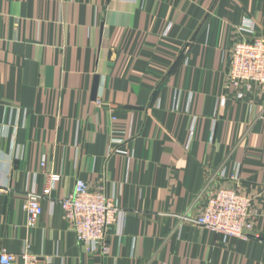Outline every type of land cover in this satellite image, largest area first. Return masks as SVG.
Returning <instances> with one entry per match:
<instances>
[{
  "label": "crops",
  "instance_id": "crops-1",
  "mask_svg": "<svg viewBox=\"0 0 264 264\" xmlns=\"http://www.w3.org/2000/svg\"><path fill=\"white\" fill-rule=\"evenodd\" d=\"M244 20L264 37V0H0V251L29 246L39 264H264V95L224 86ZM220 167L254 198L257 238L189 220ZM49 173L29 227L25 193ZM78 178L125 212L108 255L77 244L55 203Z\"/></svg>",
  "mask_w": 264,
  "mask_h": 264
},
{
  "label": "built area",
  "instance_id": "built-area-1",
  "mask_svg": "<svg viewBox=\"0 0 264 264\" xmlns=\"http://www.w3.org/2000/svg\"><path fill=\"white\" fill-rule=\"evenodd\" d=\"M170 29L166 27L165 34ZM230 48L227 51V66L224 86L235 99H245L253 93L264 95V37L255 35L249 20H244ZM219 99V105L225 104ZM40 167L45 166L42 159ZM58 179L49 173L41 192L25 193L22 210L26 224L33 227L42 213L40 201L50 198ZM0 186V194L9 191ZM201 205H200V201ZM64 220L75 235L77 244L84 246L92 255H108L110 252L109 231L123 217L125 212L114 198L108 197L102 187H91L83 179H76L72 191L56 200ZM197 212L189 220L200 228L221 235L223 238L243 240L257 238L254 232V198L242 191L236 173L227 175L225 168H218L207 179L201 192L196 194L189 210ZM0 264H39L29 246L17 256L7 250L0 251ZM48 264V263H45Z\"/></svg>",
  "mask_w": 264,
  "mask_h": 264
},
{
  "label": "water",
  "instance_id": "water-1",
  "mask_svg": "<svg viewBox=\"0 0 264 264\" xmlns=\"http://www.w3.org/2000/svg\"><path fill=\"white\" fill-rule=\"evenodd\" d=\"M93 93H94V94L96 93V86L94 87Z\"/></svg>",
  "mask_w": 264,
  "mask_h": 264
}]
</instances>
